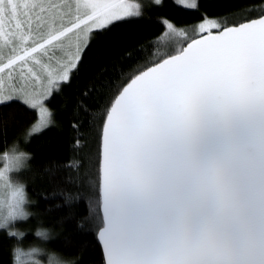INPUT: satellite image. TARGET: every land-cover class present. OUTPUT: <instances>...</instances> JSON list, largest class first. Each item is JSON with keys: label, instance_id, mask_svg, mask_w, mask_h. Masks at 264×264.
Masks as SVG:
<instances>
[{"label": "snow or ice", "instance_id": "1", "mask_svg": "<svg viewBox=\"0 0 264 264\" xmlns=\"http://www.w3.org/2000/svg\"><path fill=\"white\" fill-rule=\"evenodd\" d=\"M139 8L128 0H0V50L8 53L0 105L39 113L25 140L56 123L45 101L78 71L94 30L141 16ZM161 20L183 39L133 71L98 115L77 102V116L96 131L95 151L66 164L85 169L88 212L79 227L98 238L103 264H264V14L205 17L199 36ZM82 124H73L74 150L86 146ZM4 156L0 188L15 215L31 201L13 170L26 168L30 154L12 147Z\"/></svg>", "mask_w": 264, "mask_h": 264}, {"label": "trees", "instance_id": "2", "mask_svg": "<svg viewBox=\"0 0 264 264\" xmlns=\"http://www.w3.org/2000/svg\"><path fill=\"white\" fill-rule=\"evenodd\" d=\"M196 4L198 8L190 9L175 0H163L162 4L145 8L141 16L115 22L107 31L96 30L82 52L78 71L74 70L62 90L47 101L56 123L33 134L27 142L25 135L38 119L36 111L22 103L0 105V162L14 142L19 144L18 152L30 154L18 180L25 185L32 212L28 219L14 225L24 233L23 239L18 238L19 233L9 236L10 229L0 228V264H18L15 257L32 247H46L75 264H103L98 238L93 231L79 227L88 212L85 169L66 166L73 155L83 164V158L96 148V131L90 128V117L83 112L77 116V102L85 99L93 115H98L133 71L170 51L173 44L183 39L170 34L161 18L193 35L205 17L239 22L264 14V0H196ZM85 91L87 97L82 96ZM77 119L83 120L81 132L86 144L80 150L72 147ZM40 225L51 230L46 241L35 234ZM66 240L72 243L66 245ZM14 248L20 251L14 252Z\"/></svg>", "mask_w": 264, "mask_h": 264}, {"label": "rangeland", "instance_id": "3", "mask_svg": "<svg viewBox=\"0 0 264 264\" xmlns=\"http://www.w3.org/2000/svg\"><path fill=\"white\" fill-rule=\"evenodd\" d=\"M163 1V0H162ZM177 4L183 6V7H186V8H190V9H193L191 7H188L187 5L191 4V3H196V0H175ZM62 2H72L74 3L75 0H62ZM128 2L132 5H140V8L138 9L140 12L143 13V11L145 10V8L149 7L150 5H156V3L154 2V0H128ZM134 11H137V9H133ZM132 17H137V16H132ZM132 17H129V18H132ZM125 19H128V18H125ZM96 31V30H94ZM194 33L192 34H196V35H199V29H198V26L195 28V30L193 31ZM71 35V34H70ZM178 46V44H177ZM0 49H2V46H0ZM7 50H0V61L4 60L5 58V55H7ZM65 83V82H63ZM56 91H54L53 93H55ZM51 97V96H50ZM50 97H48L45 101L46 105H47V101L50 99ZM27 106V105H26ZM30 107V106H28ZM31 108V107H30ZM32 109V108H31ZM38 115V119H37V122L34 124V125H38V121H39V113H38V109H34ZM51 125V124H50ZM50 125H48L47 127H49ZM46 127V128H47ZM46 128H43L42 130H39L37 132H34L33 134H37L41 131H43L44 129ZM32 134V135H33ZM7 161H6V157H4L2 159V161L0 162V170H3V168L5 167ZM24 168L20 169V170H13V172H15V175L16 177L18 178V174L23 170ZM13 173L10 172L9 175L11 176ZM0 190H2V188H0ZM29 199V197H28ZM30 201V200H29ZM29 204H27V207L29 208ZM18 221H24V220H18ZM45 241L48 240V239H44ZM41 249H43V251L41 252H38V253H33L31 252L30 250L27 251V252H23V253H20L19 255V262L18 264H36L37 261H40L41 264H49L50 262V259H51V256L53 254V252H51L48 248L46 247H39Z\"/></svg>", "mask_w": 264, "mask_h": 264}, {"label": "clouds", "instance_id": "4", "mask_svg": "<svg viewBox=\"0 0 264 264\" xmlns=\"http://www.w3.org/2000/svg\"><path fill=\"white\" fill-rule=\"evenodd\" d=\"M25 142H27V140H25ZM12 147H15L17 149L19 148V144L17 142H14L11 146V149ZM27 204L28 201L27 198H25V200L20 204L17 214L10 215L5 190H0V228H8L15 233H22L18 236V238L23 239L24 233L22 232V230L15 229L14 225L16 221L26 220L32 215V212L27 207ZM42 232H46L48 234V238L51 236V230L43 225H40L36 228L35 234L38 237H41L39 234ZM52 256L54 257L53 264H73V261L64 259L57 253H53Z\"/></svg>", "mask_w": 264, "mask_h": 264}, {"label": "water", "instance_id": "5", "mask_svg": "<svg viewBox=\"0 0 264 264\" xmlns=\"http://www.w3.org/2000/svg\"><path fill=\"white\" fill-rule=\"evenodd\" d=\"M100 243V242H99ZM100 246H101V249H102V245H101V243H100ZM102 253H103V249H102Z\"/></svg>", "mask_w": 264, "mask_h": 264}]
</instances>
